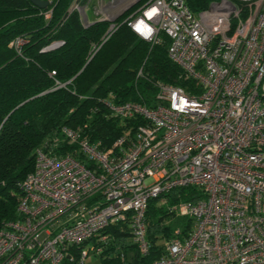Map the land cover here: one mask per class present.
Listing matches in <instances>:
<instances>
[{
    "label": "built area",
    "instance_id": "obj_1",
    "mask_svg": "<svg viewBox=\"0 0 264 264\" xmlns=\"http://www.w3.org/2000/svg\"><path fill=\"white\" fill-rule=\"evenodd\" d=\"M140 1L123 21L151 43L166 33L188 83L157 81L151 105L107 101L121 126L109 145L79 126L51 133L19 182V216L0 227V264H88L111 238L104 230L128 213L131 238L148 255L150 199L167 204L166 193L183 186L200 194L173 207L191 226H173L151 264H264V0L199 10L186 0H74L83 25L109 21L89 58ZM25 42L17 35L10 44L21 53Z\"/></svg>",
    "mask_w": 264,
    "mask_h": 264
},
{
    "label": "trees",
    "instance_id": "obj_2",
    "mask_svg": "<svg viewBox=\"0 0 264 264\" xmlns=\"http://www.w3.org/2000/svg\"><path fill=\"white\" fill-rule=\"evenodd\" d=\"M74 0H49L39 7L31 0H0V227L19 216V182L33 169L35 150L60 126L80 127L81 133L109 145L121 132L107 101L155 102L157 81L186 86L188 79L168 55L170 39L159 32L158 42L139 37L123 19L142 1L117 18V27L89 58L109 21L83 25ZM212 0H186L199 10ZM49 16H45L48 9ZM26 37L18 53L10 44ZM56 46L50 47L53 43ZM141 69V74L138 71ZM54 71V73H51ZM75 147L65 142L64 148ZM167 204L150 199L146 220L150 254L141 255L131 236L129 213L109 225L110 239L100 243L94 264H151L171 236L174 205L195 200L190 186L166 193ZM168 219V222L164 220ZM188 218L185 230L191 226Z\"/></svg>",
    "mask_w": 264,
    "mask_h": 264
},
{
    "label": "rangeland",
    "instance_id": "obj_3",
    "mask_svg": "<svg viewBox=\"0 0 264 264\" xmlns=\"http://www.w3.org/2000/svg\"><path fill=\"white\" fill-rule=\"evenodd\" d=\"M187 219H188L187 216L178 215V214H176L172 217H169V220L171 221V224L173 226H175V225L183 226L187 222ZM164 221L166 222L167 219H165ZM98 260H99V255L90 252L89 255L87 256L86 262L88 264H94V263H97Z\"/></svg>",
    "mask_w": 264,
    "mask_h": 264
},
{
    "label": "water",
    "instance_id": "obj_4",
    "mask_svg": "<svg viewBox=\"0 0 264 264\" xmlns=\"http://www.w3.org/2000/svg\"><path fill=\"white\" fill-rule=\"evenodd\" d=\"M32 3H34L35 5L39 6V7H45L48 6L49 4V0H31ZM72 9V7H71Z\"/></svg>",
    "mask_w": 264,
    "mask_h": 264
}]
</instances>
